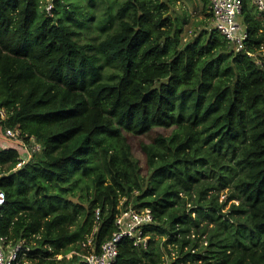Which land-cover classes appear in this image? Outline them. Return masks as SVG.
<instances>
[{
    "label": "trees",
    "instance_id": "obj_1",
    "mask_svg": "<svg viewBox=\"0 0 264 264\" xmlns=\"http://www.w3.org/2000/svg\"><path fill=\"white\" fill-rule=\"evenodd\" d=\"M98 1L109 31L81 42V0H0V234L33 264H85L66 254L100 251L130 204L149 240L115 264H264V13L244 0L236 50L214 23L188 40L165 0Z\"/></svg>",
    "mask_w": 264,
    "mask_h": 264
},
{
    "label": "built area",
    "instance_id": "obj_2",
    "mask_svg": "<svg viewBox=\"0 0 264 264\" xmlns=\"http://www.w3.org/2000/svg\"><path fill=\"white\" fill-rule=\"evenodd\" d=\"M46 13L53 15L55 0H43ZM260 13H264V0H251ZM214 25L235 47L236 50H243L249 36L245 23L240 21L244 0H209ZM1 117H6V110L1 109ZM5 135L15 140H20L23 147L29 151L40 150V144L34 136L30 137V142L24 141L21 129L7 127ZM25 161V160H23ZM19 163V165H21ZM6 194L0 189V206L4 204ZM123 203V202H122ZM97 220L100 218L99 210L96 212ZM153 220V213L150 208H136L133 205H121L120 211L116 216V229L112 236L108 238L97 251L94 245L93 236L89 237L83 250H76L67 253L71 256L73 252L78 254L85 264H115L119 255V243L129 238L137 246H147L149 235L145 234L144 227ZM91 248H87V247ZM30 250L25 239L17 243H11L0 234V264H33L27 258ZM58 257V256H57ZM63 255L60 256L62 258Z\"/></svg>",
    "mask_w": 264,
    "mask_h": 264
},
{
    "label": "rangeland",
    "instance_id": "obj_3",
    "mask_svg": "<svg viewBox=\"0 0 264 264\" xmlns=\"http://www.w3.org/2000/svg\"><path fill=\"white\" fill-rule=\"evenodd\" d=\"M114 6L112 8V11L115 12L117 8V4L114 0ZM167 1L171 8H173L174 13L178 15H183L184 13H187L189 15V22L186 24V32L185 36L188 38H192L193 35L196 33H199L201 29L207 28L212 29L213 28V20L210 16V11L208 9H205V0H165ZM82 5H84V8L82 10L84 12H89L90 17L94 15V20L92 22L88 21V26H83L82 28H77L78 35L77 38L81 42H93L98 40L99 38H103L107 30V26L109 25V22L107 19H105L107 13L106 5L105 3L99 2L96 0L95 4L91 3V0H81ZM240 21L243 23L242 18L240 17ZM102 29H101V28ZM104 29V30H103ZM160 131L166 132L167 134H170L171 129L166 128L167 130L163 128H157ZM155 130L154 132L158 131ZM141 135L139 134H133L129 133V141L133 145V150L137 157L140 158V164L142 165L143 171L142 174H146V162L145 157L143 154V151L141 149ZM228 188H226L223 192L226 193ZM70 196V195H69ZM225 195H222L221 198H224ZM71 199L76 200L77 197H71ZM229 207V203L227 204L226 208ZM61 255L64 254H58L56 257L59 259Z\"/></svg>",
    "mask_w": 264,
    "mask_h": 264
}]
</instances>
